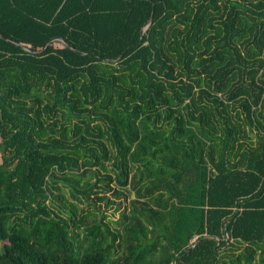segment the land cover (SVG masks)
Returning a JSON list of instances; mask_svg holds the SVG:
<instances>
[{
  "label": "trees",
  "instance_id": "1",
  "mask_svg": "<svg viewBox=\"0 0 264 264\" xmlns=\"http://www.w3.org/2000/svg\"><path fill=\"white\" fill-rule=\"evenodd\" d=\"M0 159V264H264V0H0Z\"/></svg>",
  "mask_w": 264,
  "mask_h": 264
},
{
  "label": "water",
  "instance_id": "2",
  "mask_svg": "<svg viewBox=\"0 0 264 264\" xmlns=\"http://www.w3.org/2000/svg\"><path fill=\"white\" fill-rule=\"evenodd\" d=\"M149 23H150V21L148 22V24H149ZM148 24H147V25H148ZM143 31H144V30H143ZM143 31H142V32H143ZM54 40H61V39L56 38V39H54ZM52 41H53V40H52ZM47 46H48V45H47ZM47 46H46V48H47ZM27 50H28V49H27Z\"/></svg>",
  "mask_w": 264,
  "mask_h": 264
},
{
  "label": "rangeland",
  "instance_id": "3",
  "mask_svg": "<svg viewBox=\"0 0 264 264\" xmlns=\"http://www.w3.org/2000/svg\"><path fill=\"white\" fill-rule=\"evenodd\" d=\"M0 162H1V159H0ZM255 264H261V262H256Z\"/></svg>",
  "mask_w": 264,
  "mask_h": 264
}]
</instances>
